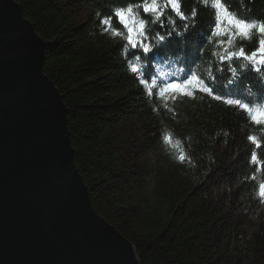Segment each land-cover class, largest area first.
<instances>
[{
    "label": "trees",
    "instance_id": "16d2710c",
    "mask_svg": "<svg viewBox=\"0 0 264 264\" xmlns=\"http://www.w3.org/2000/svg\"><path fill=\"white\" fill-rule=\"evenodd\" d=\"M15 1L47 43L44 71L64 98L76 167L92 201L137 246L141 264H264V198L258 194L264 183V126L254 125L235 106L200 92L195 98L167 101L146 94L139 83L140 78L147 79L144 67L139 74L129 70L124 39L105 31L102 23L111 17L113 27L118 19L114 9L136 7L140 0H90L95 12L86 24L73 22L74 13L65 0ZM224 2L230 11L264 18V0ZM179 3L185 16L196 10L198 30H206L214 19V10L200 0ZM169 12L165 9V16L173 15ZM174 20L177 32L183 33V21L175 12ZM148 26L149 36L164 34L157 25ZM257 46L254 34L251 40L238 39L232 50L243 47L250 54ZM198 47L203 50L192 67L202 76L209 69L213 72L220 88H213L215 94L230 90L226 98L247 96L245 102L257 101L264 91L259 74L241 67L247 62L240 58L231 64L238 74L233 77L227 64H220L214 55L221 52L215 41L205 42L191 30L180 48L151 62L153 73L186 67ZM136 61L138 66L148 64L143 57ZM229 79L235 83L227 85ZM123 128L128 132L136 128L142 135L136 132L139 138L128 139L131 153L152 146L161 158L152 162L150 154L139 163L126 147L118 149ZM163 135L184 140L190 161L178 162L168 154ZM253 135L259 147L248 139ZM253 152L256 162L251 161ZM149 180L148 189L135 188Z\"/></svg>",
    "mask_w": 264,
    "mask_h": 264
},
{
    "label": "water",
    "instance_id": "95a60500",
    "mask_svg": "<svg viewBox=\"0 0 264 264\" xmlns=\"http://www.w3.org/2000/svg\"><path fill=\"white\" fill-rule=\"evenodd\" d=\"M44 44L20 4L0 0V264H141L92 208Z\"/></svg>",
    "mask_w": 264,
    "mask_h": 264
},
{
    "label": "snow or ice",
    "instance_id": "6c2138e0",
    "mask_svg": "<svg viewBox=\"0 0 264 264\" xmlns=\"http://www.w3.org/2000/svg\"><path fill=\"white\" fill-rule=\"evenodd\" d=\"M200 3L214 10V19L209 23L206 30L197 29L195 20L197 12L195 9L190 13V16L184 15L180 9L179 0H140L136 7L129 4L127 7L114 9L113 15L123 25V29L126 32V41L130 49L139 50L134 55V60H139L143 57L148 62L145 66H138L137 63H132L130 71L133 74H139L141 67H144L147 79L140 78L139 83L149 97L155 95L161 100L167 101L168 99L176 100L180 97L195 98L196 92H200L229 106H235L243 111L254 125L264 126V103L259 102L264 100V91L259 93L257 101L254 103L251 101L245 102L249 99L247 96L226 98L230 97V90H227L224 95L215 94L213 88H216V91H220V88L217 86V77L213 75V72L209 69L206 75L202 76L192 67L196 59L199 58L202 48H196L195 55H193L191 60L187 61L186 67L170 73H153L151 62L160 56L161 53H167L172 48H180L184 44L185 35L191 30L195 37H199L205 42L215 41L221 52H215L214 55L220 64H227L228 70L233 77L238 75L237 69L231 67L233 60L243 58L247 64L240 66L248 68L249 71H255L259 74L257 79L264 82V18L253 19L236 11H230V6L224 0H200ZM169 6L183 21V33L177 32L176 20L165 16V9ZM141 11L147 15L141 17ZM161 17H164V19H161ZM110 21L111 17L102 20V23L106 26L105 31H111L113 36L121 35L120 30H113ZM149 22L160 27L164 34L158 32L155 36H149L152 31L148 26ZM254 34L257 36L258 46L250 54L246 53L243 47H240L238 51L232 50L238 39L251 40ZM175 37H179V40L174 39ZM220 70L218 67L217 71ZM206 81L208 82L206 83ZM234 83V79L227 81V85ZM227 85H225L226 89ZM162 139L167 144L172 143L171 135H163ZM248 139L257 142V138L254 135L249 136ZM259 146L257 142V147ZM186 159L190 161V158L186 157L182 151L179 160L183 162ZM251 161H257L255 152L251 156ZM258 194L261 198H264V183L259 185Z\"/></svg>",
    "mask_w": 264,
    "mask_h": 264
},
{
    "label": "rangeland",
    "instance_id": "374dc122",
    "mask_svg": "<svg viewBox=\"0 0 264 264\" xmlns=\"http://www.w3.org/2000/svg\"><path fill=\"white\" fill-rule=\"evenodd\" d=\"M65 5H67L68 7H70V9H71V11H73V13H74V18H73V20H75V21H73V22H75V23H77V21L78 22H80V21H83V24H86V22H88L89 21V19L91 18L90 16L95 12L94 10H93V8H92V6L91 5H89V4H91V1L90 0H82V1H80V0H65ZM180 7H181V4H180ZM20 8H21V6H20ZM22 9V8H21ZM168 10L170 9V12L169 13H172L173 15H171L170 17L171 18H173L174 19V10L173 9H171V7L169 6L168 8H167ZM22 16H23V18H25L24 17V14H23V10H22ZM26 19V18H25ZM30 20V19H29ZM31 21V20H30ZM32 22V21H31ZM34 26V25H33ZM113 27H115V29L114 30H120L121 31V35H119L121 38H123L124 39V41H125V47H124V50H125V58H126V61H127V66H128V68H129V70H130V68H131V65H132V63H136L137 61L136 60H134V55L136 54V52L134 51V50H132V49H129L128 48V44H127V41H126V32L124 31V29H123V25L122 24H120L119 23V21H118V19L116 20V24H113ZM35 29V28H34ZM36 32H37V30H36ZM37 34H38V32H37ZM40 37H42V35H40V34H38ZM42 39H43V37H42ZM43 41L45 42V40L43 39ZM46 47H47V43L45 42V44H44V53H45V51H46ZM65 48V47H64ZM119 53L120 52H118V57H119ZM44 61H43V63H42V65H43V70H44V62H45V60H46V53H45V55H44ZM128 60H132V62H130V61H128ZM126 66V67H127ZM44 73H45V71H44ZM46 74V73H45ZM48 76V75H47ZM50 78V77H49ZM51 79V78H50ZM52 80V79H51ZM53 81V80H52ZM54 82V81H53ZM55 83V82H54ZM55 86H57L56 85V83H55ZM59 88V87H58ZM60 90V89H59ZM60 94H61V96H62V93L60 92ZM63 98V97H62ZM63 100H64V98H63ZM66 118L68 119V114H67V116H66ZM68 121V120H67ZM132 121H134V120H131V122ZM133 124V123H132ZM134 126H135V123H134ZM136 127V126H135ZM68 129H69V126H68ZM134 130L136 131V132H138L139 134H140V137L142 136L141 135V133L139 132V131H137L136 130V128H134ZM70 131V130H69ZM136 132H128L127 130H125L124 128L122 129V133H121V137L119 138V140H117V142H119L121 145L120 146H118V149H121L122 148V146H124V147H126V149H127V151L129 152V153H131L130 152V149H132L133 148V146L131 145L130 146V144L129 143H127L128 142V139L130 138V139H135L136 137H138V135H137V133ZM139 138V137H138ZM161 140L163 141V139H162V137H161ZM70 141H71V135H70ZM132 141H134V140H132ZM131 141V142H132ZM71 144H72V142H71ZM163 144L164 145H162L163 146V148H164V146L166 147V152H168V154L170 153V155L172 156V157H174L178 162H181L180 160H179V156H180V154H181V152L183 151V153L185 154V156H186V153H187V156L189 157V153H188V151H187V149H186V145H185V141L184 140H182L181 138H174V137H172V143L171 144H167V143H165L164 141H163ZM173 145H175V147H173ZM72 146H73V144H72ZM74 147V146H73ZM130 148V149H129ZM74 152V156H75V150L73 151ZM162 153V152H161ZM131 154H135L136 155V161L138 162L139 161V163L141 162V163H143L144 162V159L147 157V155H150V154H154V159H152V162H154L155 160H158V159H160L161 158V155H160V152H158V151H155V150H153V148H152V146L151 147H149V149L148 148H146V147H141V148H138V150L136 151V153H131ZM160 155V156H159ZM159 156V157H158ZM76 157V156H75ZM75 157H74V161H75ZM189 160V159H188ZM145 164V163H144ZM75 165H76V163H75ZM145 171V176H147L148 177V179H151V177H152V175H151V173L150 172H148V171H146V170H144ZM80 172V171H79ZM81 174V173H80ZM83 177V176H82ZM85 180V179H84ZM152 182V180H149V182L147 181L146 183H144V182H142V183H140L138 186H135V188L137 189L138 188V190H140V189H148V185L150 184ZM85 183H86V181H85ZM87 184V183H86ZM142 184V185H141ZM88 186V185H87ZM101 189V188H100ZM89 190V189H88ZM89 196H90V201H91V204H92V208L93 209H95V211L100 215V216H102L105 220H107L109 223H111V224H113L114 225V228L115 229H117V230H119V228H117L116 227V225L114 224V223H112L111 222V220L107 217V216H105L104 214H102V213H100L97 209H96V207H95V205H94V202L92 201V198H91V193H90V190H89ZM96 198H99V194H97V196H96ZM135 198L137 199V194L135 193ZM115 199V198H114ZM111 200H113V199H111ZM103 201H104V203L105 204H107V202H108V200L106 199V198H103ZM114 201V200H113ZM140 202H143V201H141V199H139V201H138V203L140 204ZM120 231V230H119ZM120 233L121 234H123L121 231H120ZM125 237H126V235L125 234H123ZM128 238V237H127ZM129 239V238H128ZM129 240H131V239H129ZM132 241V240H131ZM133 242V241H132ZM135 245V244H134ZM136 252H137V254H138V256H139V252H138V248H137V246H136ZM237 253H239V252H237ZM239 255H241V256H243L242 255V253H239ZM237 257H238V255H237ZM141 259V258H140ZM142 262V261H141Z\"/></svg>",
    "mask_w": 264,
    "mask_h": 264
}]
</instances>
